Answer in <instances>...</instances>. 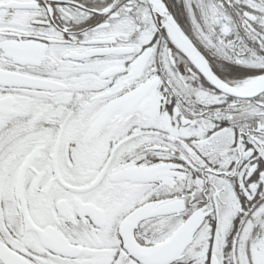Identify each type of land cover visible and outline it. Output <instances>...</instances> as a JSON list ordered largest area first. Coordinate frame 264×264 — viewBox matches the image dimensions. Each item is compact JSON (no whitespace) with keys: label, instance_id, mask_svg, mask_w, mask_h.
Returning a JSON list of instances; mask_svg holds the SVG:
<instances>
[{"label":"flooded vegetation","instance_id":"af4514ba","mask_svg":"<svg viewBox=\"0 0 264 264\" xmlns=\"http://www.w3.org/2000/svg\"><path fill=\"white\" fill-rule=\"evenodd\" d=\"M161 2L222 80L264 72V0ZM162 26L0 0V264H264V92H216Z\"/></svg>","mask_w":264,"mask_h":264},{"label":"water","instance_id":"95a60500","mask_svg":"<svg viewBox=\"0 0 264 264\" xmlns=\"http://www.w3.org/2000/svg\"><path fill=\"white\" fill-rule=\"evenodd\" d=\"M149 6L152 8L153 6V0H147ZM157 10L159 11V17L163 19L169 26V28L172 30V32L175 34V36L181 41V43L185 46V48L193 53L196 54V56L202 61L200 65L193 64L195 69L198 71L200 76L217 92L224 94L226 96H230L233 98H238V99H251L255 96H258L262 92H264V79L263 82L260 84L259 88L252 93H241L239 91L233 90L220 82H218L216 79L213 78V76L210 74L209 69L204 61V59L201 57V55L194 49V47L191 45V43L184 38V36L181 34L180 30L176 26V24L173 22V20L170 18L166 10L162 7L159 6L157 7ZM198 223L197 219H191L188 221V225L185 226V229H190L195 223ZM191 236V233H188L185 237L184 243L189 241Z\"/></svg>","mask_w":264,"mask_h":264},{"label":"bare ground","instance_id":"6f19581e","mask_svg":"<svg viewBox=\"0 0 264 264\" xmlns=\"http://www.w3.org/2000/svg\"><path fill=\"white\" fill-rule=\"evenodd\" d=\"M171 35L174 39V41L177 43V46L181 49V51L188 57L190 58L191 60L195 61L196 63H202V61L198 60L199 58L198 57H194L193 55H191V53L189 51L186 50V48L180 43V41L178 40V38L173 34V32L171 31ZM261 82V79H257V80H254V81H251L249 82L247 85L243 86L241 89H238L239 91L241 92H248V91H251L255 84L256 83H260ZM257 87V86H256Z\"/></svg>","mask_w":264,"mask_h":264},{"label":"trees","instance_id":"16d2710c","mask_svg":"<svg viewBox=\"0 0 264 264\" xmlns=\"http://www.w3.org/2000/svg\"><path fill=\"white\" fill-rule=\"evenodd\" d=\"M165 34V33H164ZM165 38L167 39V37L165 36ZM168 40V39H167ZM169 42V41H168ZM217 58H215L216 60ZM221 59V58H220ZM222 60V59H221ZM220 61V60H219ZM224 62V60H222V63ZM217 64V63H216ZM218 65V64H217ZM219 66V65H218Z\"/></svg>","mask_w":264,"mask_h":264},{"label":"rangeland","instance_id":"374dc122","mask_svg":"<svg viewBox=\"0 0 264 264\" xmlns=\"http://www.w3.org/2000/svg\"><path fill=\"white\" fill-rule=\"evenodd\" d=\"M257 263V262H256Z\"/></svg>","mask_w":264,"mask_h":264}]
</instances>
